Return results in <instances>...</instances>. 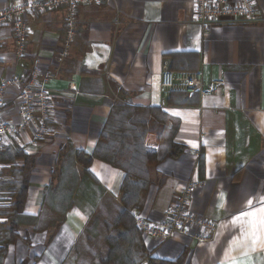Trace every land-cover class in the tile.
I'll return each mask as SVG.
<instances>
[{"label":"crops","instance_id":"0c3cea01","mask_svg":"<svg viewBox=\"0 0 264 264\" xmlns=\"http://www.w3.org/2000/svg\"><path fill=\"white\" fill-rule=\"evenodd\" d=\"M257 1L258 22L216 23L203 33L195 0H103L78 10L67 55L62 10L26 17L22 58L11 28L0 29V83L19 77L51 93L45 133L14 138L0 154V186L15 182L16 170L24 169L23 161L11 157L15 152L35 160L23 216L17 219L19 238L8 247L4 264H75L76 245L101 204L121 203L124 172L99 159L85 174L76 164L81 178L73 208L62 224L48 226L52 211L63 213L66 189L49 191L53 182L58 185L62 150L70 145L93 154L114 106L158 111L150 117L146 152L163 153L172 143L185 148L151 169L142 215L162 221L178 192L196 180L190 209L217 227L204 243L197 239L202 230L195 228L172 241L145 237L151 256L179 264H264V230L253 243L246 235L252 218L241 216L264 208V0ZM6 3L0 0V9ZM164 65L174 72H201L205 88L218 79L225 85L207 98L167 94L161 88ZM20 89L12 85L5 93L3 116L15 124ZM0 198L3 241L16 220L10 211L15 200L4 191Z\"/></svg>","mask_w":264,"mask_h":264},{"label":"trees","instance_id":"16d2710c","mask_svg":"<svg viewBox=\"0 0 264 264\" xmlns=\"http://www.w3.org/2000/svg\"><path fill=\"white\" fill-rule=\"evenodd\" d=\"M113 110L114 115L106 123L93 154L74 151L70 145L62 150L55 173L57 176L60 172L57 177L58 185L55 188L53 182L49 191L56 190L59 193L66 189L62 199L63 213L52 211L48 226L62 224L67 211L73 208L81 178L74 171L76 164L83 167L85 174L93 160L99 159L125 173L121 188L123 197L119 205L113 203L111 206L107 200L101 204L99 212L94 215L76 245L75 264H179V260L172 263L151 256L145 236L136 225L133 212L137 210L142 214L144 196L152 185L151 169L167 159L182 155L185 148L172 143L163 153L146 152V138L153 131L150 117L157 115L158 111L128 106H114ZM11 157L15 163L17 160L23 161L24 169L16 170L15 182L0 186V192H8L15 200L10 211L16 217L4 241H0V245H3L0 248V264H4L10 244L19 238L20 223L17 219L23 216L30 185L28 175L35 165V160L22 150H18ZM65 171L68 177L70 175L69 180H65V173L61 174Z\"/></svg>","mask_w":264,"mask_h":264},{"label":"built area","instance_id":"2783aa9c","mask_svg":"<svg viewBox=\"0 0 264 264\" xmlns=\"http://www.w3.org/2000/svg\"><path fill=\"white\" fill-rule=\"evenodd\" d=\"M102 2L103 0H7L6 6L0 9V29L11 28L18 58H22L28 36L26 17L47 16L62 10L68 26L64 52L67 55L75 37L78 10L83 6H96ZM195 11L203 33H207L216 23L253 24L261 18L257 0H195ZM12 85H21L18 96L20 122L17 124L6 121L3 116L5 93ZM224 85L225 81L218 79L205 88L201 72H174L167 65H164L161 75V88L167 94L181 93L207 98L217 95ZM50 101L51 93L34 80L24 81L18 77L0 83V154L14 138H27L30 132H35L37 137L45 133L50 119ZM199 184L196 180L187 182L176 195L162 221H150L140 212L134 211L136 225L143 235L154 241L166 242L179 235H189L195 228L202 230L197 236L202 243L215 235L216 225L195 216L190 209L192 195Z\"/></svg>","mask_w":264,"mask_h":264},{"label":"snow or ice","instance_id":"6c2138e0","mask_svg":"<svg viewBox=\"0 0 264 264\" xmlns=\"http://www.w3.org/2000/svg\"><path fill=\"white\" fill-rule=\"evenodd\" d=\"M249 204H251V202H249ZM257 213L264 214V208L241 213V216H248L252 218L248 222L252 231L251 233H247L246 235H252L254 237L253 243H256L260 239L258 234L259 230H264V215H260L257 219ZM236 219L239 220L240 217H237ZM233 264H242V262L234 261Z\"/></svg>","mask_w":264,"mask_h":264},{"label":"rangeland","instance_id":"374dc122","mask_svg":"<svg viewBox=\"0 0 264 264\" xmlns=\"http://www.w3.org/2000/svg\"><path fill=\"white\" fill-rule=\"evenodd\" d=\"M4 236H5V235H4ZM175 238H176V237H175ZM175 238H174V239H175ZM174 239H172V240H174ZM1 240H2V239H1V237H0V241H1ZM151 240H152V239H151ZM172 240H169V241H172ZM3 241H4V240H3ZM153 241H154V240H153ZM203 243H204V242H203ZM143 264H145V263H143Z\"/></svg>","mask_w":264,"mask_h":264}]
</instances>
